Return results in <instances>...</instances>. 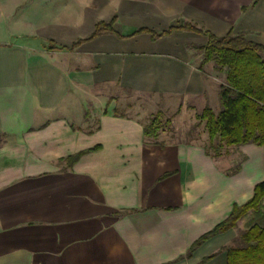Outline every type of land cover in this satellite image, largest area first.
Instances as JSON below:
<instances>
[{
  "label": "crops",
  "instance_id": "0c3cea01",
  "mask_svg": "<svg viewBox=\"0 0 264 264\" xmlns=\"http://www.w3.org/2000/svg\"><path fill=\"white\" fill-rule=\"evenodd\" d=\"M23 1L0 0V264H226L239 230L264 228V199L260 220L190 248L253 196L264 146L214 156L199 142L149 139L116 97L178 101L173 122L188 101L218 114L226 68L223 80L206 67L214 61L199 69L206 35L137 31L191 23L264 45V0H82L71 22L50 6L17 14ZM112 18V31L86 39Z\"/></svg>",
  "mask_w": 264,
  "mask_h": 264
},
{
  "label": "trees",
  "instance_id": "16d2710c",
  "mask_svg": "<svg viewBox=\"0 0 264 264\" xmlns=\"http://www.w3.org/2000/svg\"><path fill=\"white\" fill-rule=\"evenodd\" d=\"M114 18L109 21H98L91 39L104 31H112ZM175 29H184L206 35L207 42L203 47V57L199 63L202 71L204 65L214 61L218 67H225V84L219 87L221 110L216 116L205 107L201 117L206 119L209 143L218 136V149L223 145L238 146L255 143L264 146V45L247 40L243 35L216 36L203 31L191 23L170 26L162 32L139 29L137 32H148L152 38L170 34ZM84 39H78L76 46ZM52 49L53 47H48ZM160 112H157L143 126V135L156 139L161 128ZM99 146L80 151L66 158L73 163L80 155L97 150ZM264 197V180L254 187L253 196L244 204L234 205L229 216L217 224L211 231L195 241L190 250L209 236L236 226L237 220L245 217L250 210L256 211ZM241 244L225 247L226 264H264V228L253 223L240 235ZM221 250V251H222ZM219 251V253L221 252ZM218 253L206 257L202 262L215 257Z\"/></svg>",
  "mask_w": 264,
  "mask_h": 264
},
{
  "label": "rangeland",
  "instance_id": "374dc122",
  "mask_svg": "<svg viewBox=\"0 0 264 264\" xmlns=\"http://www.w3.org/2000/svg\"><path fill=\"white\" fill-rule=\"evenodd\" d=\"M36 0H24L22 4H16V11L17 14L20 12H38L43 11L42 9L45 7H52V11H56L60 13L61 17L66 18L67 22H71L76 18V10L82 0H54L53 5H49L48 3H39L35 2ZM44 2V0H41ZM64 9V10H63ZM70 18H72L70 20ZM62 19V18H61ZM62 19V20H63ZM203 57V54H202ZM202 59V58H201ZM213 61V60H212ZM207 64V63H206ZM205 64V65H206ZM204 65V66H205ZM208 71L214 73V75L218 78L217 80H223L224 74L222 73V68L218 67L217 64L214 62L212 65L211 63L209 66H206ZM116 110L118 113H130V114H139L141 115V119L144 120V124H147L148 121L157 113L160 112V121H161V128L158 132V135L163 133L161 136L164 135V140L168 142H177V141H184L190 142L195 141L203 144L205 148L214 156H221L225 154V151L229 149L226 145H223L221 148L218 149L217 145L219 143V137L217 136L213 140V144L209 143V136L208 130L206 126V119L201 117L203 110L205 107H208L214 116L217 115V109L213 106L212 108L207 104L204 100L203 101H188L187 105L190 108L189 113L184 116H176L178 121L173 122V118L178 111H180V105L178 101H173V104L168 105L167 102L160 101V104L157 106L153 105V101L148 99H139V101H135L134 97L124 96L119 94L116 97ZM100 105V103H99ZM140 106L141 108H139ZM94 107H98V103L94 102ZM144 108V109H143ZM141 110V111H140ZM140 111V112H139ZM95 123V120H94ZM233 146V145H232ZM229 154V152L227 153ZM264 199V197H263ZM261 200V204L262 201ZM260 204V206H261ZM259 206V208H260ZM253 211L250 210L247 215L239 220H237L236 224L238 223L239 227H244L245 229L248 227L249 224L255 222L256 220H260L258 216V210ZM243 225V226H242ZM242 233L239 230L238 237L236 238L233 246H238L241 244L240 242V234Z\"/></svg>",
  "mask_w": 264,
  "mask_h": 264
}]
</instances>
